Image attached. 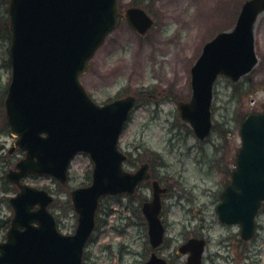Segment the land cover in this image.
I'll use <instances>...</instances> for the list:
<instances>
[{
  "label": "water",
  "instance_id": "95a60500",
  "mask_svg": "<svg viewBox=\"0 0 264 264\" xmlns=\"http://www.w3.org/2000/svg\"><path fill=\"white\" fill-rule=\"evenodd\" d=\"M12 78L5 100L6 122L17 137L15 146L25 158L7 179L19 193L10 198L14 212L6 241L0 243V264H82L83 249L95 226V214L105 195H133L149 178L148 166L135 173L122 169L125 155L118 139L135 98L128 96L97 105L86 94L80 76L108 33L117 25L116 0H9ZM264 11V0H247L234 29L207 43L191 69L192 98L178 110L199 139L211 130L210 107L218 75L238 81L257 63L254 24ZM132 29L146 34L153 22L140 9L124 15ZM241 149L231 183L221 194L219 220L238 224L241 238L254 235V218L264 201V114H250L241 124ZM14 150V148L12 149ZM85 153L93 164L89 186L72 191L78 214L75 233L62 235L48 212L52 197L46 191L22 185L28 174H48L62 184L72 158ZM153 200L143 205L152 247L162 243L160 197L152 184ZM36 207V210H32ZM6 222L0 220V228ZM202 240L191 239L179 248L190 252L188 264H201ZM164 264L152 257L150 264Z\"/></svg>",
  "mask_w": 264,
  "mask_h": 264
},
{
  "label": "rangeland",
  "instance_id": "374dc122",
  "mask_svg": "<svg viewBox=\"0 0 264 264\" xmlns=\"http://www.w3.org/2000/svg\"><path fill=\"white\" fill-rule=\"evenodd\" d=\"M244 1L118 0L121 13L132 4L142 6L154 19V27L139 36L122 17L81 79L97 104L127 95L138 98L119 147L131 158L126 169L135 170L149 162L155 180L169 188L163 198L166 236L161 252L175 264L186 263L185 256L175 253L193 237L206 240L203 264H264V205L255 218L256 234L250 241L241 240L238 226L221 225L215 213L218 194L240 147V123L249 113L264 112V12L254 31L255 68L236 83L220 76L214 84V129L207 143L194 138L177 110L179 102L191 97L190 70L203 46L218 33L233 29ZM6 23L8 3L0 0V219L10 221L13 213L8 200L16 190L6 175L23 154L18 150L9 153L15 138L5 123L4 102L11 81ZM91 171L90 159L82 155L72 161L64 187L49 177L24 180L54 197L51 212L64 235L73 234L77 225L70 192L89 184ZM149 199V184L134 197L104 198L97 211L96 231L85 249L84 264H141L148 244L139 208ZM6 232L7 228L0 229V243Z\"/></svg>",
  "mask_w": 264,
  "mask_h": 264
},
{
  "label": "flooded vegetation",
  "instance_id": "af4514ba",
  "mask_svg": "<svg viewBox=\"0 0 264 264\" xmlns=\"http://www.w3.org/2000/svg\"><path fill=\"white\" fill-rule=\"evenodd\" d=\"M127 159H129V157L127 158ZM233 163L234 162H232L231 164L233 165ZM149 172H150V167H149ZM151 181V180H150ZM163 186H164V184H163ZM165 187V186H164ZM167 188V187H166ZM168 188H167V193H168ZM167 193H166V195H167ZM162 208H163V204H162ZM162 212V211H161ZM146 225V224H145ZM145 235V234H144ZM145 237H146V235H145ZM148 249H146V251H145V253H146V255H145V258H144V260L142 261V263L141 264H147L148 263V260L151 258V256H156L157 258H161V259H163V260H165V264H175L174 262H172V261H170V256H165L164 255V253L163 252H161V247H159V248H157V249H155V250H153V249H151V248H149V247H147ZM175 255H177V253H175ZM186 264V263H185Z\"/></svg>",
  "mask_w": 264,
  "mask_h": 264
},
{
  "label": "bare ground",
  "instance_id": "6f19581e",
  "mask_svg": "<svg viewBox=\"0 0 264 264\" xmlns=\"http://www.w3.org/2000/svg\"><path fill=\"white\" fill-rule=\"evenodd\" d=\"M178 205L180 206V205H182V203L180 204V203H178ZM182 208V207H181Z\"/></svg>",
  "mask_w": 264,
  "mask_h": 264
}]
</instances>
